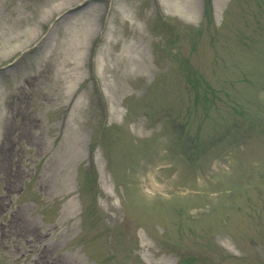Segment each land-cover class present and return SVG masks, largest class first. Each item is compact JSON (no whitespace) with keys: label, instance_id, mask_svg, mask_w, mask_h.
<instances>
[{"label":"rangeland","instance_id":"374dc122","mask_svg":"<svg viewBox=\"0 0 264 264\" xmlns=\"http://www.w3.org/2000/svg\"><path fill=\"white\" fill-rule=\"evenodd\" d=\"M0 264H264V0H0Z\"/></svg>","mask_w":264,"mask_h":264}]
</instances>
